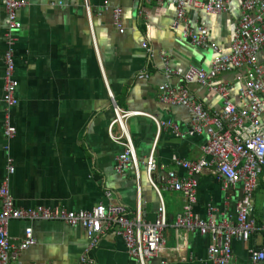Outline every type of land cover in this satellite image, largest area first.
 <instances>
[{
	"label": "crops",
	"instance_id": "1",
	"mask_svg": "<svg viewBox=\"0 0 264 264\" xmlns=\"http://www.w3.org/2000/svg\"><path fill=\"white\" fill-rule=\"evenodd\" d=\"M0 0V184L5 183L13 206L20 209L42 206L66 211H86L107 203L121 205L126 216L136 211L142 220L156 219L160 201L165 206V252L146 264H211L206 257L209 237L175 229L185 199L158 181L159 194L149 184L145 160L155 145L154 177L185 170L172 160L194 161L206 143L204 134L189 135L191 114L181 106L159 101V88L184 85L182 75L193 65L208 69L212 53L182 39L181 29L171 27L174 0H19L16 12L20 28L6 42L5 14ZM160 3V4H159ZM238 0L218 15L188 10L189 22L203 23L208 43L227 52L239 16ZM115 7L121 9L119 33L112 20ZM142 44L146 48H142ZM13 60L16 104L8 110L12 139L3 137L5 106L2 103V57L9 49ZM167 67L173 71H165ZM232 80L230 74L217 81ZM189 92L201 108L218 114L221 102L203 88L191 85ZM112 95L113 103L108 93ZM230 102L240 109L237 86L232 85ZM113 105L128 113L125 131L133 147L137 170L116 172V158L123 148L109 137ZM151 117L154 119L152 120ZM170 123L157 130L155 122ZM110 133L121 137L115 125ZM6 165L12 168L6 172ZM137 174V175H136ZM194 213L202 220L234 221V206L241 197L240 184L226 185L208 171L196 177ZM253 231L247 242H230L234 264H249L252 249L264 242V182L253 193ZM25 228H30L34 245L17 251ZM7 235L16 258L9 264H75L84 256L92 264H138L129 257L123 242L113 231L102 234L88 250L86 233L80 226L60 221L12 220Z\"/></svg>",
	"mask_w": 264,
	"mask_h": 264
},
{
	"label": "built area",
	"instance_id": "2",
	"mask_svg": "<svg viewBox=\"0 0 264 264\" xmlns=\"http://www.w3.org/2000/svg\"><path fill=\"white\" fill-rule=\"evenodd\" d=\"M164 0H156L163 2ZM239 16L232 31L228 51L220 50L215 44L208 43L207 31L203 23L195 27L188 18V10L198 9L207 14L218 15L229 9L231 0H174L175 16L171 27L181 29V37L199 49H208L212 58L208 69L189 66L182 75L183 84L178 89L168 85L159 88L158 99L169 106H181L191 114L189 135L204 134L206 143L200 147V156L194 161L172 160L186 172L181 177L174 170L166 174L153 176L156 164L154 159L155 145L150 149L145 160L146 176L149 184L159 194L156 178L168 189L181 193L185 199L182 212L175 218V229L196 232L209 237L206 246V257L211 264H234L232 261L230 242L232 240L247 242L253 231L250 218L253 211V193L264 182V0H238ZM160 4V3H159ZM5 14L6 42L11 45V33L20 28L16 12L23 1L3 0L1 3ZM114 26L119 33L121 9L115 7L112 12ZM142 48L146 45L142 44ZM9 49V48H8ZM2 103L5 106L3 137L12 139L14 129L8 123V110L15 106L14 92L17 83L13 78V60L10 49L2 57ZM165 71L172 74L163 60ZM230 74L232 80L217 81L218 76ZM195 85L205 89L208 96H215L221 102L218 114H209L201 108V104L189 92V86ZM232 85L237 86V100L242 105L236 108L230 102ZM111 102L113 98L108 93ZM139 113L124 112L113 105L114 119L109 127V137L123 150L116 158L115 171L126 169L137 170V161L133 147L125 131L127 119L140 116ZM152 120H154L151 117ZM155 122V121H154ZM117 126L121 137L115 138L110 130ZM157 130L171 129L179 136L178 128L170 123L155 122ZM7 173L12 172L9 165ZM208 171L221 179L223 186L240 184L241 197L234 206V221L221 220L215 222L211 215L206 220L200 219L194 213L196 204L197 175ZM137 175V174H136ZM107 203H100L86 211H66L63 209H48L35 206L20 209L13 206L6 184H0V264H9L16 258L7 235L8 223L12 220H45L60 221L74 227L80 226L86 233L88 250L97 245L102 234L113 231L123 242L126 253L138 264H146L150 258H156L165 252L164 230L167 227L165 206L160 201L156 219L152 223L145 222L138 211L132 217L126 216V210L121 205L111 203V193H105ZM264 230V226L262 227ZM34 245L30 228H25L23 238L16 250L23 251ZM75 264H92L84 256ZM249 264H264V242L259 249L249 253Z\"/></svg>",
	"mask_w": 264,
	"mask_h": 264
},
{
	"label": "rangeland",
	"instance_id": "3",
	"mask_svg": "<svg viewBox=\"0 0 264 264\" xmlns=\"http://www.w3.org/2000/svg\"><path fill=\"white\" fill-rule=\"evenodd\" d=\"M110 99V98H109ZM111 100V99H110Z\"/></svg>",
	"mask_w": 264,
	"mask_h": 264
}]
</instances>
